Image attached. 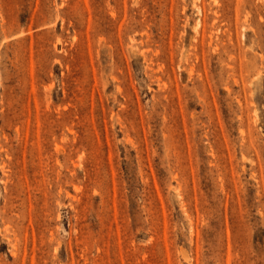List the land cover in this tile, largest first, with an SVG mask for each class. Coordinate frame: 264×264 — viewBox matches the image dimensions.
I'll return each instance as SVG.
<instances>
[{"label": "rangeland", "instance_id": "374dc122", "mask_svg": "<svg viewBox=\"0 0 264 264\" xmlns=\"http://www.w3.org/2000/svg\"><path fill=\"white\" fill-rule=\"evenodd\" d=\"M0 264H264V0H0Z\"/></svg>", "mask_w": 264, "mask_h": 264}]
</instances>
